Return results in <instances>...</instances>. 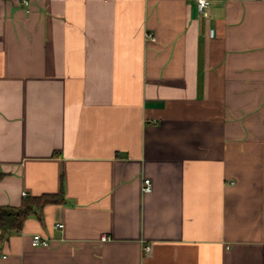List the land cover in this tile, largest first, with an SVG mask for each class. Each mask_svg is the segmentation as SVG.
Returning a JSON list of instances; mask_svg holds the SVG:
<instances>
[{"label": "crops", "instance_id": "1", "mask_svg": "<svg viewBox=\"0 0 264 264\" xmlns=\"http://www.w3.org/2000/svg\"><path fill=\"white\" fill-rule=\"evenodd\" d=\"M206 11L0 0V206L60 200L0 264H264V1Z\"/></svg>", "mask_w": 264, "mask_h": 264}, {"label": "trees", "instance_id": "2", "mask_svg": "<svg viewBox=\"0 0 264 264\" xmlns=\"http://www.w3.org/2000/svg\"><path fill=\"white\" fill-rule=\"evenodd\" d=\"M57 195L45 194L26 197L20 207L0 206V231L9 232L22 229L25 220L38 209L49 203L59 202Z\"/></svg>", "mask_w": 264, "mask_h": 264}, {"label": "built area", "instance_id": "3", "mask_svg": "<svg viewBox=\"0 0 264 264\" xmlns=\"http://www.w3.org/2000/svg\"><path fill=\"white\" fill-rule=\"evenodd\" d=\"M21 3L24 4L27 8L30 7L32 0H19ZM211 0H195L196 6L199 12L203 13L204 15L207 14L206 9L209 7ZM264 1V0H263ZM147 38L151 40H155V37L151 34H147ZM144 189L146 191H151L152 189V183L150 179L144 180ZM24 196L27 195L26 193H23ZM57 228H63L64 225L61 223H58L56 225ZM32 245L35 247H41V246H49L50 245V239L47 237L42 236L41 234H34L32 237Z\"/></svg>", "mask_w": 264, "mask_h": 264}]
</instances>
